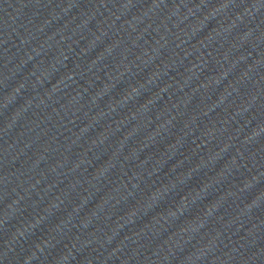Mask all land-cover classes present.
Here are the masks:
<instances>
[{
	"label": "water",
	"instance_id": "water-1",
	"mask_svg": "<svg viewBox=\"0 0 264 264\" xmlns=\"http://www.w3.org/2000/svg\"><path fill=\"white\" fill-rule=\"evenodd\" d=\"M0 264H264V0H0Z\"/></svg>",
	"mask_w": 264,
	"mask_h": 264
}]
</instances>
